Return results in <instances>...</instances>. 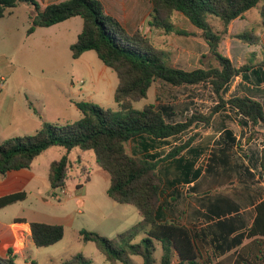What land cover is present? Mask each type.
<instances>
[{
	"label": "trees",
	"instance_id": "16d2710c",
	"mask_svg": "<svg viewBox=\"0 0 264 264\" xmlns=\"http://www.w3.org/2000/svg\"><path fill=\"white\" fill-rule=\"evenodd\" d=\"M153 5L149 25L167 34L196 37L210 47L203 56V68L184 71L167 61V54L157 49L141 31L129 33L114 17L108 15L100 0H66L42 9L37 0H0V19L13 14L21 4L33 8L30 15L31 36L37 28H50L74 18H81L83 26L77 41L71 45L72 57L80 59L94 51L104 65L118 77L114 99L121 111L106 110L91 102H77L83 117L75 122L52 124L44 122L34 135L20 136L0 144V174L31 169L35 160L54 147H63L68 154L73 150L92 151L98 166L109 174V197L121 205L134 206L141 221L133 229L119 235L116 243L96 232L81 231L84 243H94L111 264H131V256H139L143 264H155V254L161 250L159 264H202L201 252L193 232L174 222H161L158 211L164 186L159 174L162 162L179 157L199 137L190 136L161 160L139 158L131 155L128 144L140 136L154 139L182 137L197 124L207 129L214 116L223 108L231 106L245 117L251 125L250 139H264L258 128L264 125V106L247 96L226 100L224 92L232 80L248 72L251 67L237 68L222 51V43L229 37V26L257 8L261 24L249 28L237 36H231L249 46L260 44L257 32L264 30V0H151ZM182 14L201 33H191L177 28L172 19ZM214 16L222 21V29L209 23ZM264 67L263 59L260 63ZM158 81L173 87L202 86L211 89L217 104L207 113L194 110L181 123L167 122L163 113L154 105L136 109L134 103L149 97ZM264 170V149L262 151ZM70 160L65 155L50 166V183L54 190L66 185ZM26 192L14 193L0 198V210L24 201ZM257 217L248 231L251 240L241 248L234 264H264V201L257 205ZM25 223L26 221H17ZM31 238L36 247L52 246L64 237V227L45 223H30ZM145 237L134 244L140 235ZM18 254L9 248L0 255V264H17ZM66 264H93L83 255H76Z\"/></svg>",
	"mask_w": 264,
	"mask_h": 264
},
{
	"label": "rangeland",
	"instance_id": "374dc122",
	"mask_svg": "<svg viewBox=\"0 0 264 264\" xmlns=\"http://www.w3.org/2000/svg\"><path fill=\"white\" fill-rule=\"evenodd\" d=\"M32 11L31 6L21 4L13 15L0 19V144L34 135L44 122L63 125L80 120L83 115L77 102H91L106 110L121 111L114 99L119 82L116 73L106 67L94 51L78 60L72 57L71 45L82 30V19L37 28L34 35L28 36ZM250 13L248 18L253 23L257 10ZM187 20L178 15L172 23L179 29H188ZM209 23L215 29L223 28L222 21L214 16L209 17ZM169 90L170 87L163 85L158 87L162 94ZM154 103L153 87L149 97L134 103V107L143 109ZM65 155L70 160L66 185L54 190L50 183V166ZM109 187V174L98 166L94 152L77 149L68 154L63 147L43 153L31 169L0 174V195L27 193L26 200L0 210V255L5 256L11 247L6 246V249V243L17 242L13 224L22 220L61 225L65 234L61 241L49 247L39 248L32 241L27 242L26 250L17 253V264H66L80 254L93 264H111L94 243L81 241L80 232H96L116 243L119 235L137 226L141 216L134 206L113 201L107 193ZM16 228L29 230L28 225ZM19 236L17 251L22 250L24 244L21 232ZM144 237L140 235L134 244ZM161 255L158 250L155 264H159ZM131 264H143V259L131 256Z\"/></svg>",
	"mask_w": 264,
	"mask_h": 264
},
{
	"label": "crops",
	"instance_id": "0c3cea01",
	"mask_svg": "<svg viewBox=\"0 0 264 264\" xmlns=\"http://www.w3.org/2000/svg\"><path fill=\"white\" fill-rule=\"evenodd\" d=\"M37 1L45 9L66 0ZM100 1L106 13L116 18L129 33L141 31L157 49L166 52L167 61L173 67L184 71L203 68L201 59L210 51L207 43L196 37L167 34L151 28V0ZM255 9L257 18L253 23L258 27L261 16L259 9ZM251 11L231 23L229 37L221 46L223 54L237 68L244 65L251 67L248 72L232 80L224 97L230 100L247 96L264 106V67L260 66L263 59L264 30L259 28L257 34L260 44L256 46L231 38L253 27L248 18ZM178 15L182 14H176L175 17ZM187 21L190 27L182 30L201 33ZM252 57L254 61H250ZM162 85L164 88L170 87L168 93L158 91V87ZM153 87L155 103L152 105L172 124L184 122L194 110L207 113L217 104L210 88L173 87L162 81H158ZM175 89L178 90L177 94ZM258 129L264 133V125ZM196 134L199 137L179 157L166 160L159 166L164 186L158 219L161 222H174L193 232L201 252L202 264H234L241 248L251 241L248 239V231L257 217V205L264 201V170L261 165L264 139H250L249 121L237 109L228 106L214 116L207 129H204L203 124H197L182 137L154 139L140 136L128 144V151L135 157L161 160ZM4 196L7 195H0V198ZM20 225H28L29 230H18L16 227ZM13 227L18 240L14 245L6 243L5 248L11 246L16 253H21L26 250L27 242L32 241L30 223L16 221ZM20 232L24 244L20 248L22 250L17 251Z\"/></svg>",
	"mask_w": 264,
	"mask_h": 264
}]
</instances>
